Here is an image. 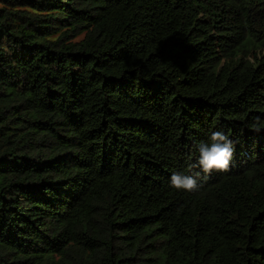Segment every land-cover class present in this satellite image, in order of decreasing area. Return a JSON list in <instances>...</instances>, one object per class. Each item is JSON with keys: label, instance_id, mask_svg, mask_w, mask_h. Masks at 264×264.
I'll return each instance as SVG.
<instances>
[{"label": "trees", "instance_id": "16d2710c", "mask_svg": "<svg viewBox=\"0 0 264 264\" xmlns=\"http://www.w3.org/2000/svg\"><path fill=\"white\" fill-rule=\"evenodd\" d=\"M0 264H264V0H0Z\"/></svg>", "mask_w": 264, "mask_h": 264}, {"label": "clouds", "instance_id": "9594fccd", "mask_svg": "<svg viewBox=\"0 0 264 264\" xmlns=\"http://www.w3.org/2000/svg\"><path fill=\"white\" fill-rule=\"evenodd\" d=\"M259 118H257V121ZM255 131H260L256 123L253 125ZM210 144L199 145V158L193 167H199L206 175L212 172H227L234 157L235 148L233 141L222 131H214L210 136ZM171 186L177 190L187 192L196 191L197 180L190 175L174 173L170 177Z\"/></svg>", "mask_w": 264, "mask_h": 264}]
</instances>
